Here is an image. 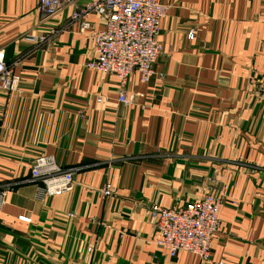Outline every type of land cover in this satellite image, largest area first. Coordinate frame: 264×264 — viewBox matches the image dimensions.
Masks as SVG:
<instances>
[{
    "label": "crops",
    "instance_id": "0c3cea01",
    "mask_svg": "<svg viewBox=\"0 0 264 264\" xmlns=\"http://www.w3.org/2000/svg\"><path fill=\"white\" fill-rule=\"evenodd\" d=\"M160 1L154 74L129 75L124 105L117 77L86 67L93 45L71 9L44 18L38 0H0V48L23 89H0V264H264V0ZM39 155L73 171L71 191L43 193ZM209 191L222 197L210 261L172 257L150 205Z\"/></svg>",
    "mask_w": 264,
    "mask_h": 264
},
{
    "label": "built area",
    "instance_id": "2783aa9c",
    "mask_svg": "<svg viewBox=\"0 0 264 264\" xmlns=\"http://www.w3.org/2000/svg\"><path fill=\"white\" fill-rule=\"evenodd\" d=\"M37 9L44 18L71 9L70 21L79 23L93 45V55L86 61V67L117 77L122 86L117 95L119 103H129L123 85L133 71L139 73L142 82H147L154 74L153 64L161 52L157 40L159 22L167 11V5L160 0H92L84 6H78L76 0H38ZM92 14L104 21L103 28H95L89 21ZM58 32L59 29H51L47 37L29 35L27 38L44 42ZM187 36L192 38L193 32L189 31ZM15 64L17 61L6 62L5 50L0 48V89L21 94V78L14 73ZM102 100L99 95L97 102ZM30 176L40 184L45 195H62L74 187L73 171L62 169L52 155L37 156L30 167ZM226 186L222 184L221 189ZM9 191V187L0 189V207L6 203ZM102 192L112 194L109 185H105ZM221 198V194L216 196L209 191L184 206L150 205L148 213L154 219L156 242L172 257L187 251L197 255L203 263L209 262L212 239L219 224ZM67 216L72 217L73 213ZM18 218L30 220L26 216ZM217 264L226 263L218 261Z\"/></svg>",
    "mask_w": 264,
    "mask_h": 264
}]
</instances>
